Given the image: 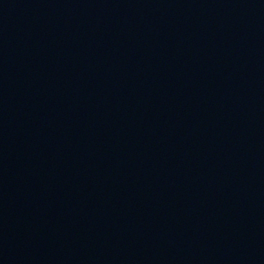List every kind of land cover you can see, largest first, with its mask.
Wrapping results in <instances>:
<instances>
[{
	"label": "water",
	"instance_id": "obj_1",
	"mask_svg": "<svg viewBox=\"0 0 264 264\" xmlns=\"http://www.w3.org/2000/svg\"><path fill=\"white\" fill-rule=\"evenodd\" d=\"M0 264H264V0H0Z\"/></svg>",
	"mask_w": 264,
	"mask_h": 264
}]
</instances>
